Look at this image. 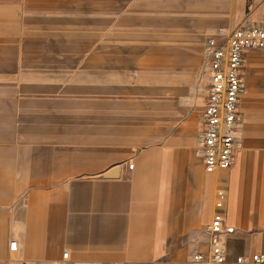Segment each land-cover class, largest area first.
<instances>
[{
	"label": "crops",
	"instance_id": "1",
	"mask_svg": "<svg viewBox=\"0 0 264 264\" xmlns=\"http://www.w3.org/2000/svg\"><path fill=\"white\" fill-rule=\"evenodd\" d=\"M239 26H264V0H0V264H191L220 181L228 263L264 257V50L233 166L196 155L206 42Z\"/></svg>",
	"mask_w": 264,
	"mask_h": 264
},
{
	"label": "built area",
	"instance_id": "2",
	"mask_svg": "<svg viewBox=\"0 0 264 264\" xmlns=\"http://www.w3.org/2000/svg\"><path fill=\"white\" fill-rule=\"evenodd\" d=\"M254 50H264V26L220 28L206 42L204 55L208 86L202 112L203 132L196 155L209 174L227 171L234 164L238 150V115L245 55ZM133 167L129 165V169ZM227 199L224 181H220L213 218L207 228L208 252L196 253L191 264H229L226 237L233 230L226 226ZM16 248L17 243H12V251ZM70 262V253L65 251L61 260L52 264ZM263 262L264 257L260 255L239 257L236 260L237 264Z\"/></svg>",
	"mask_w": 264,
	"mask_h": 264
},
{
	"label": "rangeland",
	"instance_id": "3",
	"mask_svg": "<svg viewBox=\"0 0 264 264\" xmlns=\"http://www.w3.org/2000/svg\"><path fill=\"white\" fill-rule=\"evenodd\" d=\"M144 9L146 12L147 11L151 12L152 10V8H144ZM144 25H145L144 28L145 31L150 30V27H152L153 25L160 27L161 30H164L169 26V24H165V23L151 24L148 22H146ZM207 86H208L207 73L202 69L196 77V83L194 86V93H193V108H197L200 110L204 105Z\"/></svg>",
	"mask_w": 264,
	"mask_h": 264
},
{
	"label": "water",
	"instance_id": "4",
	"mask_svg": "<svg viewBox=\"0 0 264 264\" xmlns=\"http://www.w3.org/2000/svg\"><path fill=\"white\" fill-rule=\"evenodd\" d=\"M116 174H117V170H113L112 172H110V173L107 175V177H108V178H112V177L116 176Z\"/></svg>",
	"mask_w": 264,
	"mask_h": 264
}]
</instances>
